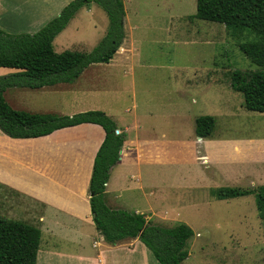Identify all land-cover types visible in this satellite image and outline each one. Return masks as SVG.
Returning <instances> with one entry per match:
<instances>
[{
	"label": "crops",
	"instance_id": "1",
	"mask_svg": "<svg viewBox=\"0 0 264 264\" xmlns=\"http://www.w3.org/2000/svg\"><path fill=\"white\" fill-rule=\"evenodd\" d=\"M71 1L73 0H0V30L10 35L33 34L59 15ZM155 2L153 11L142 16L143 8L132 7V0H122V44L108 62L91 64L74 83L37 89L14 87L3 93V98L11 109L29 114L72 116L88 111H101L107 115L115 123L123 144L119 160L110 170L105 184L104 202L112 210L143 214L152 224L154 223L146 214L151 213L153 218L161 220L169 215L167 209L159 210L163 207L158 202L165 203L169 200L173 193H168V190L174 188L175 178L177 183H182V186L175 187L188 188L189 185L198 190H217L223 187L255 190L264 186V136H257L254 131L242 136L231 133L229 129L236 117L231 108L232 72L210 70L202 77L194 72L192 78L206 80L204 90L197 93L204 92L213 97L218 86L226 87L223 93L216 95L222 97V101L218 98L216 102L223 106V110L215 108L208 113V116L216 119V124L217 119L222 120V128L214 127L211 135L205 138L196 136L195 120L199 116H195L194 112L190 113L188 105L180 102L177 106V113L182 116L178 125L184 127L193 117L194 128L188 130V139L180 140L179 133L185 132L180 130L176 134L175 121L171 122V118H175V99L169 106L170 111L159 109L163 105L157 106V109L150 105L138 107L133 96L131 99L128 97L129 92L135 94L133 72L134 67L140 66L135 62H140V56L136 58L139 54L136 45L139 46L141 40L135 38V32L141 30L142 34L144 29H150L151 19L159 13V17H165L161 33L167 34L174 42L173 5L168 0H163L162 6ZM17 72L20 71L0 67V77ZM174 74L169 73V77ZM222 79H229L230 82ZM189 85L190 82L184 92ZM73 91L76 96L69 100L68 92ZM112 91L113 99L119 94L126 98V102L129 100L130 105L126 103L127 106H121L118 111L101 105L100 97L108 99ZM144 91L150 92V89L147 87ZM239 94L242 97L240 110L251 113L247 116L257 114L259 118L264 117L263 112L246 108L244 98ZM183 95L180 92V101L185 98ZM90 98L88 105H81L89 102ZM190 99L193 103L196 102ZM67 108L72 111L68 113ZM160 117H166L165 125H161L164 120H159ZM251 118V124L254 125V116ZM104 136L99 125L90 123L62 128L37 138H10L0 130V216L24 222L16 218L21 212L30 222L29 225L38 224V227H34L41 231L39 251L46 232L61 247L60 250L57 248L58 250L50 251L49 259L52 255H57L62 264H68L74 258L66 251L69 244L77 250L74 259L79 264H92L93 260V264H155L138 239L125 240L109 247L107 243L104 244L102 235L94 227L89 186L94 159ZM185 169L193 176L187 179L183 173ZM172 199H175L174 194ZM133 200H143V209L135 207L137 204H133ZM228 200L250 201L253 205L252 194ZM21 207L22 211H19ZM63 224H67V227H63ZM86 239L89 240L88 243ZM96 241L101 242V247L94 253L87 246H97L99 242ZM126 245H134L136 249Z\"/></svg>",
	"mask_w": 264,
	"mask_h": 264
},
{
	"label": "trees",
	"instance_id": "2",
	"mask_svg": "<svg viewBox=\"0 0 264 264\" xmlns=\"http://www.w3.org/2000/svg\"><path fill=\"white\" fill-rule=\"evenodd\" d=\"M91 3L103 9L109 25L105 36L90 52L56 53L53 40L67 27L78 11ZM122 0H73L33 34L10 35L0 30V67L19 70L0 77V130L10 138H37L84 123L99 125L104 133L93 165L89 186L90 209L95 229L108 245L138 239L157 264H183L193 231L185 224L173 227L154 225L143 214L112 210L104 202L110 170L119 160L123 138L115 134V123L101 111L72 116L29 114L11 109L3 98L8 88L37 89L75 82L91 64L108 62L124 39ZM194 17L224 26L230 36L241 39L239 50L255 67L254 71L233 70L231 88L242 94L245 107L264 113V0H196ZM246 34V35H245ZM251 41L243 38L251 37ZM241 36V37H239ZM215 120L199 116L195 134L211 135ZM253 194L257 215L264 221V186L255 190L219 188L218 200ZM41 231L29 224L0 216V264H36Z\"/></svg>",
	"mask_w": 264,
	"mask_h": 264
},
{
	"label": "rangeland",
	"instance_id": "3",
	"mask_svg": "<svg viewBox=\"0 0 264 264\" xmlns=\"http://www.w3.org/2000/svg\"><path fill=\"white\" fill-rule=\"evenodd\" d=\"M132 1V7L143 8L145 12L142 11V16L153 11L155 1H157L158 6L163 4V0ZM168 1L169 4L173 5L175 13L173 15L175 18L174 42L167 34L161 33L162 30L160 29L164 28L165 17H159V13L151 19L150 29H144L142 34L141 30L135 32V38L141 40V44L136 45L139 50L136 58L140 56V62H135L136 65L140 66L134 67L133 72L136 82L135 94L132 95L129 92L128 97L131 99L133 96L138 107L150 105L151 107L156 106L157 109V106L163 105V108L159 109L166 110H170L169 106L173 104L175 99V118H171V122L175 121L176 134L180 130H184L185 133H179V139L185 140L188 139L186 135L190 134L188 130L194 128V122L192 117V120L187 122L184 127L178 125L180 118H182L177 113V106L180 102L188 105L189 112H194L195 116H208V113H211L215 108L220 111L223 110V106L216 102L218 98L222 101V97L216 95L226 90L224 85L218 86L213 92V97L204 92L197 93L204 90V81L206 80L192 78L194 72H198L197 74L202 77L206 71L210 70L230 73L236 69L254 71L256 67L239 50L238 44L242 41L241 39L230 36L221 24L201 21L194 17L196 0ZM163 15L165 14L163 13ZM138 20L142 21V19ZM108 25L109 20L103 9L96 4L94 6L86 5L75 14L67 27L53 40V49L56 53L66 50L80 53L90 52L105 36ZM250 36L243 38V41H251L253 36ZM169 73L175 74L169 77ZM222 81L230 82L229 79H222ZM188 82L191 85L184 92ZM147 87L150 92L144 91ZM180 92H183V97H185L182 101L179 99L181 97L179 96ZM230 94L233 98L231 108L236 116L229 127L231 133L244 136L254 131L257 136H264V117L259 118L257 114L247 116L251 113L239 109L242 100L239 92L233 90ZM67 96L71 100L76 94L74 91L68 92ZM108 96V99L100 97L101 105L111 107L114 111H118L121 106L130 105L129 100L126 102V98L119 94H116L115 99H113V91ZM190 98L196 102L193 103ZM90 102L91 98L89 102L81 105H88ZM70 111L72 110L67 108V112ZM251 116H254V125L251 124ZM165 118H159V120H164L161 121V125L166 124ZM130 120H132V115H130ZM221 122L222 120L217 119V124L215 123L214 127L221 129ZM183 173L187 179L193 176L186 169ZM174 184V188L168 190V193L172 192L175 199H172L173 194H171L167 202H158L163 207L159 210L165 208L169 211V215L163 220L153 218L151 213L146 214V216L154 225L173 227L178 224H185L191 228L193 237L188 243V258L183 264H264V221H261L257 215L253 194L252 205L250 201L218 200L213 196L216 189L198 190L189 187V185H187L189 189L184 186L177 188L175 186H182V183H177L176 178ZM133 204H137L135 207L139 209L144 207L143 200H133ZM19 211H22V207ZM16 218L23 220V223H30L21 212ZM26 218L29 219V217ZM30 225L38 227V224L35 223ZM66 225L63 224L62 226L65 227ZM73 229L77 230V228ZM79 229L83 231L82 227ZM61 231L63 232V230ZM48 236V233L45 232L42 237L36 264H62L57 255H52V258L49 259V252L58 250L57 248L60 250L61 247L57 240ZM86 240L88 243L89 240ZM59 241L62 242V240ZM96 242L99 244L97 246L93 244L92 248L94 249L91 248V244L87 246L94 253L99 251L101 247V242ZM107 246L110 247L111 245ZM126 246L133 250L136 249L134 245ZM141 246L144 247L142 244ZM66 247L68 254H72L75 258L77 250L72 248L71 244ZM146 250L145 252H147ZM148 256L152 262L157 264L149 252ZM74 258L68 264H79ZM91 263H95L94 260Z\"/></svg>",
	"mask_w": 264,
	"mask_h": 264
},
{
	"label": "built area",
	"instance_id": "4",
	"mask_svg": "<svg viewBox=\"0 0 264 264\" xmlns=\"http://www.w3.org/2000/svg\"><path fill=\"white\" fill-rule=\"evenodd\" d=\"M115 134H116V135H119V132H118L117 130H115Z\"/></svg>",
	"mask_w": 264,
	"mask_h": 264
}]
</instances>
